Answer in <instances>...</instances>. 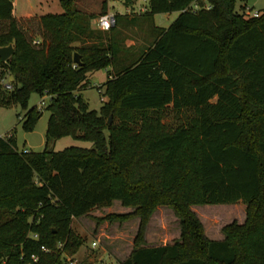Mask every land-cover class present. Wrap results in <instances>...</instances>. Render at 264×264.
Instances as JSON below:
<instances>
[{
    "label": "trees",
    "instance_id": "obj_1",
    "mask_svg": "<svg viewBox=\"0 0 264 264\" xmlns=\"http://www.w3.org/2000/svg\"><path fill=\"white\" fill-rule=\"evenodd\" d=\"M75 1L58 0L61 13L15 17L12 0H0V47L13 46L0 59V107L26 109L24 131L41 115L26 108L31 93L47 97L49 112L43 150L0 137V264H68L62 254L80 244L72 218L114 200L140 218L120 264H264V12L245 18L236 2L246 0H148L144 20L178 15L166 28L151 25V43L119 64L117 43L90 27L105 4L95 15ZM108 67L107 101L89 109L80 94L87 73ZM62 136L93 147L47 149ZM237 202L245 220L223 226L221 240L190 209ZM157 206L172 209L179 238L138 246Z\"/></svg>",
    "mask_w": 264,
    "mask_h": 264
},
{
    "label": "rangeland",
    "instance_id": "obj_2",
    "mask_svg": "<svg viewBox=\"0 0 264 264\" xmlns=\"http://www.w3.org/2000/svg\"><path fill=\"white\" fill-rule=\"evenodd\" d=\"M12 2L13 4L15 2L14 12L17 17L24 16L27 13L32 16H40L63 11L58 0H12ZM240 3V1L236 2V8ZM102 4H105L106 12L113 13L116 17H131L134 20L142 17L143 13L148 10V0H129L127 3L126 0L75 1L78 10L94 13L95 15L102 13ZM246 5L253 6L254 9L264 10V0H246ZM176 17L177 12L160 13L154 17V21L157 25L168 26ZM147 22L148 20L138 22L139 28L128 27V32L124 30L121 33L117 30L120 32L119 34H112V40L119 46L118 57L122 51L120 42H124L125 45V43L128 44L129 40H132L135 43L134 46H131L135 50L123 53L125 63L129 62L130 58L136 57L140 50L151 43L150 25L148 26ZM22 26H28V22L27 25L22 22ZM36 28V22H32L31 32L33 34L36 33ZM106 37H108L107 33L104 37L101 36L104 41H106ZM108 68L87 73L89 85L81 89L80 94L89 109L98 110L101 104L107 101L103 91L110 73V70H107ZM46 103V96L40 97L36 93L29 95L26 108L36 106L41 110V115L31 131H24L21 125V119L26 109L19 104L12 107H0V136L3 137L7 133H13L19 151L25 148L34 152L43 150L45 147L47 118L49 116V112L44 108ZM173 118V113L170 112L165 120L175 124ZM107 119L108 123H111L112 116L109 115ZM69 146L93 147L90 141L62 136L50 141L47 144V149L58 151ZM134 209L132 206H122L120 201L114 200L109 206L94 208L85 215L72 218L70 227L80 244L75 252H64L62 254L63 260L68 264H120L133 249V241L138 232L140 218L131 213ZM190 209L196 214L208 236L216 235L218 232L222 233L223 226L233 221L238 223L241 221L240 216L242 213H245V205L241 202L234 204H192ZM111 215L130 216L112 218ZM179 233V220L172 209L167 206H157L147 219L143 231V242L138 246L171 244L179 238Z\"/></svg>",
    "mask_w": 264,
    "mask_h": 264
},
{
    "label": "crops",
    "instance_id": "obj_3",
    "mask_svg": "<svg viewBox=\"0 0 264 264\" xmlns=\"http://www.w3.org/2000/svg\"><path fill=\"white\" fill-rule=\"evenodd\" d=\"M14 8H15V2L13 4V14H14L15 17H17L16 14H15V12H14ZM106 11L107 10L105 9V12ZM158 14H160V13H158ZM158 14H154L153 17H152V20L147 22L148 23V26L150 25V27H149V30L150 31H152V27H160V28H166L167 27V26L157 25L155 23L154 17L156 15H158ZM177 15H178V12H177ZM26 16H32V15H30L29 13H27V14H24V16H20V17H26ZM96 18H97V16L91 20L90 27H91V29H93L95 31L97 30L99 32L100 37L102 35L104 37L105 36V33H107L108 31H104V30L98 29L97 23H96ZM143 20H144V17H139L137 20L136 19L134 20V18L132 19L131 17H128V18H119V19L117 18L116 24L111 28V31L109 32V37H106V39H105L106 41H104L103 38H101V40H103L104 42H107L109 40V38L112 39V34L113 33L119 34L120 32L122 33L124 30L128 32V30H127L128 27H130V28L138 27L139 26L138 24L140 22H142ZM151 25H152V27H151ZM118 26H120L119 29H118ZM130 28H129V30H130ZM117 30H119L120 32L117 31ZM120 44H122V46H121V50L122 51L120 52L121 54H119V57L117 59V63L123 64V63H125V57L123 56V53H129L130 50H131L130 52H132V50H135L134 47H131V46H134L135 43H134V41L129 40L128 44L125 43V45H124V42H120ZM139 53H140V51H139ZM107 70H111V67H109ZM8 79H10V78H8ZM0 137H2V136H0ZM23 150L25 151V150H29V149L28 148H25ZM240 217H241V221L238 222L239 224H241V223L244 222V220H245V213H242V215ZM204 233H205V235L208 238L213 239V240H221L224 237L223 234L220 233V232H218L216 235H213V236H208L205 231H204Z\"/></svg>",
    "mask_w": 264,
    "mask_h": 264
},
{
    "label": "built area",
    "instance_id": "obj_4",
    "mask_svg": "<svg viewBox=\"0 0 264 264\" xmlns=\"http://www.w3.org/2000/svg\"><path fill=\"white\" fill-rule=\"evenodd\" d=\"M240 14H242L245 18H256L259 17L264 10L254 9L253 6L249 7L246 5V1H243L239 4ZM117 18L113 13L105 12L102 15H99L96 19L97 27L100 30L108 31L111 27L116 24ZM4 87L6 89H11V84L6 81L4 82ZM95 244L94 242L92 243ZM32 259L35 261L36 257L32 256Z\"/></svg>",
    "mask_w": 264,
    "mask_h": 264
},
{
    "label": "water",
    "instance_id": "obj_5",
    "mask_svg": "<svg viewBox=\"0 0 264 264\" xmlns=\"http://www.w3.org/2000/svg\"><path fill=\"white\" fill-rule=\"evenodd\" d=\"M13 52V46L11 44H8L6 46L0 47V59L5 61ZM73 62L75 64L81 65L80 57L78 53L73 54ZM9 80H12V77H9Z\"/></svg>",
    "mask_w": 264,
    "mask_h": 264
}]
</instances>
